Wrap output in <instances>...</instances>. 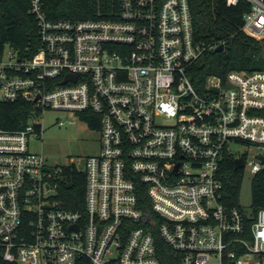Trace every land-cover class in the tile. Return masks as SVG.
I'll return each mask as SVG.
<instances>
[{"label": "built area", "instance_id": "1", "mask_svg": "<svg viewBox=\"0 0 264 264\" xmlns=\"http://www.w3.org/2000/svg\"><path fill=\"white\" fill-rule=\"evenodd\" d=\"M222 1L248 4L242 31L264 38V0ZM29 12L39 47L0 49V105L29 109L16 130L0 118V263L164 264L162 241L176 264H264V208L224 204L220 178L226 156L264 169V71L196 85L218 46L195 39L188 0H119L83 21L48 19L42 0ZM46 112L98 124V152L65 166L32 152ZM75 169L82 202L64 191Z\"/></svg>", "mask_w": 264, "mask_h": 264}, {"label": "trees", "instance_id": "2", "mask_svg": "<svg viewBox=\"0 0 264 264\" xmlns=\"http://www.w3.org/2000/svg\"><path fill=\"white\" fill-rule=\"evenodd\" d=\"M42 1L43 10L52 21L109 19L119 9V0ZM188 1L195 39L204 42L206 46H224L220 53H215L214 49L206 51L193 65L190 73L196 85H202L210 75L224 77L231 71H264V38L257 40L242 31L244 14L249 10L248 4L242 2L233 7L227 6L222 0ZM6 45L23 53H30L39 47L36 23L29 12V0H0V49ZM28 110V105L23 101L0 105L2 127L6 130H16L20 123L26 120ZM89 127L97 131L99 125L90 123ZM234 161L233 156H226L220 171L223 203L231 207L239 206L238 197L243 178V170H235ZM73 176V184L64 187V191L82 202L84 173L75 169ZM262 208L264 169L258 172L251 182L252 215ZM158 250L164 264H176L162 241H159Z\"/></svg>", "mask_w": 264, "mask_h": 264}, {"label": "rangeland", "instance_id": "3", "mask_svg": "<svg viewBox=\"0 0 264 264\" xmlns=\"http://www.w3.org/2000/svg\"><path fill=\"white\" fill-rule=\"evenodd\" d=\"M57 119H75L72 115L62 112H46L39 118L43 133L40 138L31 142L30 150L41 153L49 164L65 166L94 155L99 148V134L91 130L86 123L76 119L74 124L58 126ZM231 149L238 156L252 155L250 148L243 144H232ZM253 175L246 167L243 171L241 189L238 197L239 207L251 211V182Z\"/></svg>", "mask_w": 264, "mask_h": 264}, {"label": "water", "instance_id": "4", "mask_svg": "<svg viewBox=\"0 0 264 264\" xmlns=\"http://www.w3.org/2000/svg\"><path fill=\"white\" fill-rule=\"evenodd\" d=\"M223 49H224V46L219 45L218 47L215 48L214 51L215 53H220L221 51H223ZM259 158L264 162V157H259ZM234 163H235V170L242 168L244 165V161L242 158L235 159Z\"/></svg>", "mask_w": 264, "mask_h": 264}]
</instances>
